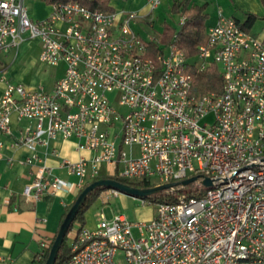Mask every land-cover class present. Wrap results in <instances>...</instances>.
<instances>
[{
	"label": "built area",
	"instance_id": "built-area-1",
	"mask_svg": "<svg viewBox=\"0 0 264 264\" xmlns=\"http://www.w3.org/2000/svg\"><path fill=\"white\" fill-rule=\"evenodd\" d=\"M147 4L153 11L160 0ZM50 6L47 18L32 20L24 0H0V54L36 39L41 64L65 66L49 92L6 85L0 135L11 134L15 115L30 124L12 148L34 150L60 136L74 139L78 151L93 152L91 159L63 162L78 190L100 176L101 165L151 187L201 177L189 184L195 195L155 205L147 222L107 219L101 210L94 230L79 225L68 232L65 264H264V40L218 11L194 67L204 72L217 66L222 91L195 96L176 37L150 57L147 43L154 40L133 30L136 13ZM185 21L179 13L180 28ZM111 92L117 93L115 104L107 97ZM209 115L212 121H206ZM2 147L0 141V157ZM206 178L210 187L202 184ZM67 186L40 166L22 196L36 202ZM179 189L186 186L166 192ZM101 201L104 206L108 200Z\"/></svg>",
	"mask_w": 264,
	"mask_h": 264
},
{
	"label": "crops",
	"instance_id": "crops-1",
	"mask_svg": "<svg viewBox=\"0 0 264 264\" xmlns=\"http://www.w3.org/2000/svg\"><path fill=\"white\" fill-rule=\"evenodd\" d=\"M147 1L112 0L109 5L115 12L136 13L135 25L142 24L150 29L154 28L153 22L156 17L154 18L153 11L149 10ZM175 1L177 0H160V3L169 5L168 9L171 12V6ZM212 3H215L217 7L225 8L231 14L237 12L246 15L250 13L259 17L258 20H262L261 18L264 16V4L261 0H190L189 7L206 6L205 13L208 15L206 32L215 23L219 11L217 10L214 17H210L209 9ZM24 5L32 20L45 19L52 12L51 6L41 0H24ZM220 12L222 14V11ZM173 15L178 18V14ZM222 15L239 21L231 15ZM166 24L175 28V25L170 21H164L161 23L160 30L157 31V36L150 34L143 40L153 39L154 44L166 49L170 42L167 45H162L160 41L163 27ZM253 26L254 24L248 30ZM261 39L264 40V34ZM32 46L37 48L39 56L40 44L36 39H26L20 43L16 50L0 54V95L8 83L22 85L30 91L43 89L49 92L62 76L65 66L61 63L55 66L60 75L57 73V76L47 86L34 81L26 82V68L21 63L28 57ZM29 124L27 121H17L15 115H12L11 134L0 135V141L3 144L0 157V264H38L36 256L41 250V244L56 234L67 208L71 207L80 193L77 187V177L67 173L63 162H76L81 158L88 160L94 155L93 152L78 151L74 139L64 140L60 136L50 141L46 146H36L34 150L27 147L12 148L10 144L18 136L19 130ZM131 151L135 155L138 154V149L135 146L131 148ZM32 156H36L38 160L30 164L27 163V160ZM40 166L47 168L52 177L64 181L68 186L55 194H45L36 202L26 201L22 196L23 189L32 181ZM110 169V166L101 165L100 176H113ZM88 181L90 182V180ZM103 198L122 202L137 200L121 193L114 195L103 191L93 204L100 203ZM84 219V227L94 230L95 225L88 224L86 218Z\"/></svg>",
	"mask_w": 264,
	"mask_h": 264
},
{
	"label": "trees",
	"instance_id": "trees-1",
	"mask_svg": "<svg viewBox=\"0 0 264 264\" xmlns=\"http://www.w3.org/2000/svg\"><path fill=\"white\" fill-rule=\"evenodd\" d=\"M47 5H53L57 3L67 4V3H78L82 6H85L91 10L103 11V12H114V10L110 7L109 3L112 0H41ZM190 0H181L173 2L171 6L172 14L183 13L186 16L185 24L179 29H175L172 26L166 24L163 27V31L160 37V41L162 45H167L169 42L173 41L176 37V43L178 47L183 51L185 57L187 58L188 65L190 67L189 74L191 75L192 83L190 93L195 96H202L208 93H221L223 81L219 74V69L217 66L213 65L208 70L204 72H199L194 67V58L197 54L198 47L205 44L207 35H206V22L208 20V15L205 13L206 6H195L189 7ZM264 4V0H261ZM259 17L254 14H246L245 20L240 23L242 28L247 32V30L257 21ZM264 21V16L261 18ZM148 56L153 57L156 52L160 51L162 48L154 44L153 42H148ZM99 179H111L116 180L120 183L129 185L133 188L147 189L151 188V185L146 181H131L123 178H119L117 176H99L87 183L82 189H84L88 184L99 180ZM80 190V192L82 191ZM107 190L106 188H97L95 189L89 197L86 199L84 205L77 213L72 225L68 232L71 231L74 223H78L79 225H84V213L92 206V204L96 201L99 194L103 191ZM187 194L188 196L195 195L196 193L191 190V188L187 191L186 189H179L175 193H169L166 191L144 197L137 198L142 200L144 203L150 205L157 204H165V203H174L177 201V197L180 194ZM70 206L67 208L65 214L63 215L60 224L62 223L67 211ZM60 227V225H59ZM58 227V229H59ZM58 232V230H57ZM56 232V234H57ZM53 235L50 240L46 242V246L44 248L43 257L38 260V264H44L45 260L48 256V252L50 246L55 238ZM68 234V233H67ZM67 234L63 240L62 246L58 252L57 260L55 264H65L70 258V251L67 245Z\"/></svg>",
	"mask_w": 264,
	"mask_h": 264
},
{
	"label": "rangeland",
	"instance_id": "rangeland-1",
	"mask_svg": "<svg viewBox=\"0 0 264 264\" xmlns=\"http://www.w3.org/2000/svg\"><path fill=\"white\" fill-rule=\"evenodd\" d=\"M169 5H160L153 10L154 28L148 29L146 26L142 24L135 25L133 30L139 34L142 39H145L148 35L154 34L158 35V32L161 28V23L164 21H170L171 24L175 25L177 30L180 29L178 26V18L177 16L171 14L169 11ZM217 10L222 11V14L225 16H232L239 20L242 23L245 20V15L241 13L231 14L223 7H217L215 3L210 4L209 14L210 17H214L216 15ZM247 33L250 35L261 39L264 34V21L257 20L254 23L252 29L248 30ZM26 61V63H25ZM26 68V82H39V84L43 86H47L50 81L57 76V73L60 75L59 71L55 66H46L39 62L37 48L32 46V49L29 52L28 57L21 63ZM116 92L107 93V97L110 99L112 103H116ZM212 115L207 116L206 121H212ZM190 186H186V190L188 191ZM105 190L104 192H106ZM105 194V193H104ZM100 195V194H99ZM101 201V200H100ZM103 211L105 217L107 219H111L114 216H124L131 223L138 222H147L149 221L154 214L155 206L144 203L142 200H125L124 202L119 200H108L107 204L103 206L102 201L100 203L92 204L91 207L84 213V218H86L87 223L96 224L99 221V214ZM85 221V219H84ZM85 223V222H84ZM79 226L78 223H74L71 230L77 229ZM84 226V225H82ZM135 234V230H133ZM121 255L118 256V259H121Z\"/></svg>",
	"mask_w": 264,
	"mask_h": 264
},
{
	"label": "water",
	"instance_id": "water-1",
	"mask_svg": "<svg viewBox=\"0 0 264 264\" xmlns=\"http://www.w3.org/2000/svg\"><path fill=\"white\" fill-rule=\"evenodd\" d=\"M201 178L200 176H194L189 179L183 180L181 182L177 183H170L165 184L161 186L151 187L147 189H140V188H133L129 185L120 183L116 180L111 179H99L96 180L90 184H88L82 191L78 194L77 198L67 211L62 223L60 224V227L58 229V232L50 246L48 256L45 260L44 264H55L57 260L58 252L62 246L63 240L68 233L70 226L72 225L77 213L84 205L86 199L89 197V195L97 188H106L107 190H114L118 193L127 195L132 198H144L148 197L163 191L170 190L171 188L178 187V186H187L196 180ZM202 184L204 187H210L211 186V180L209 179H203Z\"/></svg>",
	"mask_w": 264,
	"mask_h": 264
}]
</instances>
